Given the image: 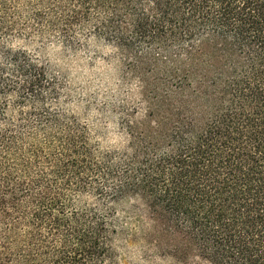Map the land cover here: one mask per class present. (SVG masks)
Returning <instances> with one entry per match:
<instances>
[{
    "label": "trees",
    "instance_id": "1",
    "mask_svg": "<svg viewBox=\"0 0 264 264\" xmlns=\"http://www.w3.org/2000/svg\"><path fill=\"white\" fill-rule=\"evenodd\" d=\"M92 42L121 67L111 143L46 57ZM132 242L264 264V0H0V264Z\"/></svg>",
    "mask_w": 264,
    "mask_h": 264
},
{
    "label": "rangeland",
    "instance_id": "2",
    "mask_svg": "<svg viewBox=\"0 0 264 264\" xmlns=\"http://www.w3.org/2000/svg\"><path fill=\"white\" fill-rule=\"evenodd\" d=\"M46 57L50 69L64 77L72 95V109L90 123L101 125L106 143L116 141L109 115L102 117L99 113L103 104L116 101L119 94L121 67L111 51L92 42L76 54L55 49L47 52ZM117 255L116 264H176L170 257L145 249L139 242L118 243Z\"/></svg>",
    "mask_w": 264,
    "mask_h": 264
}]
</instances>
